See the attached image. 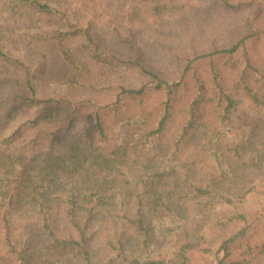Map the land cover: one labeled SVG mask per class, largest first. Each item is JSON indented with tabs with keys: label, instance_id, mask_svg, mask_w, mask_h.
<instances>
[{
	"label": "trees",
	"instance_id": "1",
	"mask_svg": "<svg viewBox=\"0 0 264 264\" xmlns=\"http://www.w3.org/2000/svg\"><path fill=\"white\" fill-rule=\"evenodd\" d=\"M113 7L0 0V86L13 89L0 99V264H194L199 251L228 264L243 241L253 249L246 214L218 233L201 222L215 202L264 193L258 17L232 46L180 54L171 77L148 65L131 18L102 19ZM47 41L73 68L64 80L45 78ZM245 100L251 128L237 131Z\"/></svg>",
	"mask_w": 264,
	"mask_h": 264
},
{
	"label": "rangeland",
	"instance_id": "2",
	"mask_svg": "<svg viewBox=\"0 0 264 264\" xmlns=\"http://www.w3.org/2000/svg\"><path fill=\"white\" fill-rule=\"evenodd\" d=\"M101 1L114 4L109 12L104 11L102 19H109L113 13L115 16L119 13L120 24H123L131 18L130 22L134 23L138 31V40L146 53L145 59L148 65L167 76L176 77L180 74L181 66L178 63L180 54L195 55L208 52L216 47L232 46L250 33L247 23L249 17H258L255 25L261 32L256 48L258 54H264V12L261 13L264 0H232L251 5L242 7L240 10H226L214 0ZM102 25L104 26V38L110 41L111 29L115 23L103 22ZM36 45L33 47L35 48ZM40 48L47 56L45 78L66 79L73 68L61 56L57 43L47 41ZM203 70L204 67H200L198 72ZM7 71L17 73L18 76L25 74L22 69L12 67H7ZM128 79L129 84L136 82L135 77L128 76ZM12 93V87L0 86V99H10ZM7 105H9L8 102H4L1 106L2 110L6 109ZM252 113L249 102L243 101L238 111L232 116L229 125L237 131L250 129L249 119ZM16 114L18 116L19 112ZM20 117H25V115L21 114ZM255 121L264 122V119L256 118ZM209 212L210 215L201 222L205 224L203 231L211 230L218 233L219 226L213 227L217 220L227 221L228 218L239 213L246 214L249 220L252 235L247 240L253 249L248 250L246 241H243L239 247L233 248L231 261L228 264H264V252H260L264 245V193L261 189L233 203L215 202ZM219 254L220 259L223 253ZM192 261L194 264H204L206 261L214 264L217 262V254H211L204 261L202 253L195 252ZM238 261L240 263H236Z\"/></svg>",
	"mask_w": 264,
	"mask_h": 264
}]
</instances>
